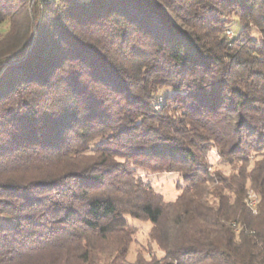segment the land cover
<instances>
[{"label": "trees", "instance_id": "1", "mask_svg": "<svg viewBox=\"0 0 264 264\" xmlns=\"http://www.w3.org/2000/svg\"><path fill=\"white\" fill-rule=\"evenodd\" d=\"M0 264H264V0H0Z\"/></svg>", "mask_w": 264, "mask_h": 264}, {"label": "rangeland", "instance_id": "2", "mask_svg": "<svg viewBox=\"0 0 264 264\" xmlns=\"http://www.w3.org/2000/svg\"><path fill=\"white\" fill-rule=\"evenodd\" d=\"M240 31L239 24L236 19H233L231 26L226 32L227 38L233 40L237 33ZM162 101L157 104V108L161 107ZM209 160L215 169L221 168L225 173H229L230 168L218 165V157L215 153H212ZM139 174L145 179L146 182L150 183L154 189L164 196V199L168 202L174 201L180 194L178 185L183 183L181 175L176 173H153L146 170H139ZM249 204L253 207L257 205V197L253 192H250ZM255 205V206H256ZM130 224L136 229L134 237V243L127 257L128 262H133L136 258L137 252L143 253L147 258L156 253V246L150 244L149 232L151 229V223L129 220ZM159 257H163L162 252H158Z\"/></svg>", "mask_w": 264, "mask_h": 264}, {"label": "built area", "instance_id": "3", "mask_svg": "<svg viewBox=\"0 0 264 264\" xmlns=\"http://www.w3.org/2000/svg\"><path fill=\"white\" fill-rule=\"evenodd\" d=\"M255 205H256V204H254L253 208H255Z\"/></svg>", "mask_w": 264, "mask_h": 264}, {"label": "bare ground", "instance_id": "4", "mask_svg": "<svg viewBox=\"0 0 264 264\" xmlns=\"http://www.w3.org/2000/svg\"><path fill=\"white\" fill-rule=\"evenodd\" d=\"M254 206V205H253Z\"/></svg>", "mask_w": 264, "mask_h": 264}]
</instances>
